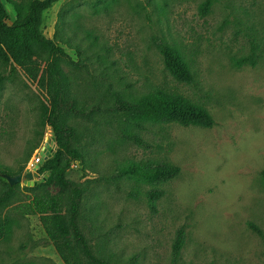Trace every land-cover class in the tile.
Segmentation results:
<instances>
[{"label":"rangeland","instance_id":"1","mask_svg":"<svg viewBox=\"0 0 264 264\" xmlns=\"http://www.w3.org/2000/svg\"><path fill=\"white\" fill-rule=\"evenodd\" d=\"M204 1L61 0L43 13V36L77 64L59 60L71 92L93 110L90 118L67 119L81 134L84 156L67 173L87 187L79 228L113 264H171L179 230L178 264H264V0H213L201 16ZM6 8L11 22L12 6ZM163 44L181 52L192 83L165 70ZM38 66H31L33 79L0 62V166L12 176L32 175L11 186L0 208V264H64L32 212L37 194L65 197L45 184L47 174L34 176L53 149L41 114L44 63ZM157 89L203 106L213 126L149 125L140 132L149 147L123 141L114 94L129 99ZM148 160L180 168L158 185L164 194L153 203L144 196L152 185L117 171ZM6 185L1 175L0 195Z\"/></svg>","mask_w":264,"mask_h":264},{"label":"trees","instance_id":"2","mask_svg":"<svg viewBox=\"0 0 264 264\" xmlns=\"http://www.w3.org/2000/svg\"><path fill=\"white\" fill-rule=\"evenodd\" d=\"M59 1L61 0H29L16 5L11 0H0V62L10 64L12 73L19 68L29 73L33 79L36 76L31 74V66L33 65L34 70L39 67V63H44L38 84L45 91L47 105L42 107L41 114L51 130L53 150L37 173L47 174L45 184L58 186L65 197L37 194L33 200L32 212L39 216L41 225L64 264H113L95 254L79 228L78 220L87 187L67 177L74 162L80 165L84 163L80 146L81 134L67 119L90 118L93 110L79 105L59 60H64L69 66L77 64L62 47L53 39L44 37L41 32L43 13ZM212 1L205 0L201 4V16L208 14ZM6 4H10L13 9L14 19L11 22ZM75 49L79 56L80 51ZM159 51L165 70L175 81L186 84L193 82V72L177 48L163 44ZM2 80L0 75V83ZM113 100L115 123L121 139L141 148L150 146L140 135L149 125L177 124L211 128L214 124L212 116L203 106L175 92L157 89L129 99L114 94ZM117 171L118 177L124 175L152 185L154 188L146 191L144 196L148 202L153 203L164 194L158 185L176 177L180 168L163 161L148 160L127 162ZM1 175L13 177L0 166ZM260 175L264 182V170ZM12 190L9 184L6 185V192L0 195V208L8 200ZM250 226L261 234L254 225ZM182 237V230H179L171 246V264H178Z\"/></svg>","mask_w":264,"mask_h":264},{"label":"water","instance_id":"3","mask_svg":"<svg viewBox=\"0 0 264 264\" xmlns=\"http://www.w3.org/2000/svg\"><path fill=\"white\" fill-rule=\"evenodd\" d=\"M51 144H52V146H53V141H52V140H51ZM52 150H53V149H52ZM48 156H49V155H48ZM46 158H47V157L43 156L42 160H40V162L38 163V165L35 167L34 170H38L39 167L42 165V163L44 162V160H45ZM34 176H35V177H38L39 174H38L37 172H34ZM4 178L6 179V181L8 182V184H9L10 186H13V185H15V184L20 183V182L22 181L23 178H24V179H27V180L31 179V178H32V175H31L30 173H27V174H25L24 176H23L22 174H19V175L13 176V177L8 176V175H4Z\"/></svg>","mask_w":264,"mask_h":264}]
</instances>
